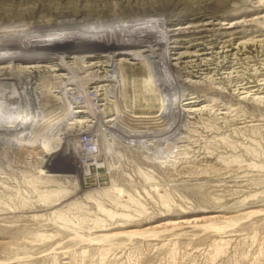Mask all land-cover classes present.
Returning a JSON list of instances; mask_svg holds the SVG:
<instances>
[{
  "label": "rangeland",
  "instance_id": "obj_1",
  "mask_svg": "<svg viewBox=\"0 0 264 264\" xmlns=\"http://www.w3.org/2000/svg\"><path fill=\"white\" fill-rule=\"evenodd\" d=\"M0 264H264V0H0Z\"/></svg>",
  "mask_w": 264,
  "mask_h": 264
},
{
  "label": "bare ground",
  "instance_id": "obj_2",
  "mask_svg": "<svg viewBox=\"0 0 264 264\" xmlns=\"http://www.w3.org/2000/svg\"><path fill=\"white\" fill-rule=\"evenodd\" d=\"M58 23V22H57ZM94 23V22H93ZM153 24V23H152ZM151 26V25H150ZM144 34V33H143ZM128 36V35H127ZM148 36V35H147ZM153 36V35H152ZM151 36V37H152ZM102 37V36H101ZM101 39V38H100ZM143 39V38H142ZM91 41H93V40H91ZM51 42V41H50ZM53 42V41H52ZM60 42V41H59ZM62 42V41H61ZM115 42V41H114ZM142 42V41H141ZM145 42V41H144ZM155 42V41H154ZM157 42V41H156ZM161 42V41H160ZM57 43V42H56ZM92 44H94V43H92ZM114 44V43H113ZM117 44V43H116ZM147 44V43H146ZM155 44V43H154ZM57 45H59V44H57ZM47 46V45H46ZM146 46V45H145ZM147 46H148V44H147ZM57 47V46H56ZM67 47V46H66ZM63 48H65V47H63ZM52 49V48H51ZM54 49H55V47H54ZM159 49H161V48H159ZM96 50V49H95ZM56 51V50H55ZM134 51V50H133ZM68 52V51H67ZM48 54V53H47ZM103 54V53H102ZM66 56V55H65ZM65 59V58H64ZM175 59H176V57H175ZM178 59H179V57H178ZM137 64H140V63H137ZM95 65V64H94ZM89 66H92L91 64L89 65ZM32 67V66H31ZM59 67V66H58ZM57 67V68H58ZM75 68V67H74ZM149 68V67H148ZM30 69V67H28L27 68V70H26V72L28 73V72H30L31 73V70H29ZM38 69V68H37ZM77 69V68H76ZM176 71V70H175ZM166 72V71H165ZM20 73L21 74H24V72H23V69H21L20 70ZM69 74V73H68ZM75 75V74H74ZM95 75V74H94ZM168 75V74H167ZM177 76V75H176ZM86 112V111H85ZM130 114V113H129ZM128 114V115H129ZM124 116V117H115L112 121L113 122H121L122 123V121H124V122H126V121H129L130 119H131V117H133L131 114L129 115V116ZM123 116V115H122ZM98 117V116H97ZM123 124V123H122ZM21 127H26V125H24V123L23 124H21L20 125ZM86 131V130H85ZM90 136V138H92L93 137V135L91 134V133H84L83 135H82V137L83 136ZM92 136V137H91ZM77 137V136H76ZM159 141V140H158ZM89 142L90 143H93L94 142V144H95V147H94V153H93V151H91L90 150V152H88V153H86V155L83 157V159H80V163L82 164V165H84V166H86L87 167V170H90L91 168H90V166H91V162L90 161H94L93 160V156H94V154L96 153V151H97V147H98V144H97V142H98V140H94V137L92 138V139H89ZM109 145V144H108ZM113 147V146H112ZM102 155V154H101ZM102 158V157H101ZM95 159V158H94ZM97 161H98V159H97ZM99 162V161H98ZM98 166V165H97Z\"/></svg>",
  "mask_w": 264,
  "mask_h": 264
}]
</instances>
